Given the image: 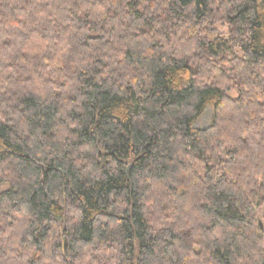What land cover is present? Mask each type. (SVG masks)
<instances>
[{
  "label": "trees",
  "instance_id": "trees-1",
  "mask_svg": "<svg viewBox=\"0 0 264 264\" xmlns=\"http://www.w3.org/2000/svg\"><path fill=\"white\" fill-rule=\"evenodd\" d=\"M1 185L0 264H264V0H0Z\"/></svg>",
  "mask_w": 264,
  "mask_h": 264
},
{
  "label": "rangeland",
  "instance_id": "rangeland-1",
  "mask_svg": "<svg viewBox=\"0 0 264 264\" xmlns=\"http://www.w3.org/2000/svg\"><path fill=\"white\" fill-rule=\"evenodd\" d=\"M217 30L220 35L226 36L228 29L227 27H217ZM228 96L230 99H236L238 97V93L235 90H232L231 92L228 93ZM227 109V108H225ZM212 119V113L210 111L206 112L204 116L199 120L197 123L196 128L199 130L205 129L210 125ZM7 187L5 185L0 186V192L4 191ZM260 229V228H259Z\"/></svg>",
  "mask_w": 264,
  "mask_h": 264
},
{
  "label": "water",
  "instance_id": "water-1",
  "mask_svg": "<svg viewBox=\"0 0 264 264\" xmlns=\"http://www.w3.org/2000/svg\"><path fill=\"white\" fill-rule=\"evenodd\" d=\"M260 232H262V229L260 230Z\"/></svg>",
  "mask_w": 264,
  "mask_h": 264
}]
</instances>
